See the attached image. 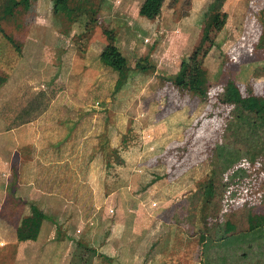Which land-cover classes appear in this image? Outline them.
Returning <instances> with one entry per match:
<instances>
[{"label": "rangeland", "instance_id": "obj_1", "mask_svg": "<svg viewBox=\"0 0 264 264\" xmlns=\"http://www.w3.org/2000/svg\"><path fill=\"white\" fill-rule=\"evenodd\" d=\"M91 1L92 20L82 11L69 21L53 0L0 20V155L8 149L13 166L12 205L1 212L15 225L36 204L49 217L42 237L58 245L38 257L26 245L31 260L11 264H201L203 234L222 238L226 220L245 230L252 207L264 212L260 163L234 183L220 172L206 188L219 149L235 167L246 161L226 130L223 95L233 80L264 96V0ZM146 2L156 19L140 14ZM206 27L216 45L203 98L170 79ZM107 30L128 59L119 87L100 60Z\"/></svg>", "mask_w": 264, "mask_h": 264}, {"label": "trees", "instance_id": "obj_2", "mask_svg": "<svg viewBox=\"0 0 264 264\" xmlns=\"http://www.w3.org/2000/svg\"><path fill=\"white\" fill-rule=\"evenodd\" d=\"M53 1L54 12L69 21L74 20L82 11H87L92 20L93 12L96 11L91 0H78L73 5H71L72 0ZM31 2L32 0H4L0 10V20L14 15L15 10L20 6H23L25 10L29 9ZM139 12L149 19H156L158 15L157 10L148 2L142 5ZM226 18L227 13H224L218 23V31L223 29ZM106 33L109 42L102 50L100 60L103 64L118 71L120 78L117 87H119L125 78L124 70L128 59L116 45L113 31L107 30ZM10 39L14 42L13 38L10 37ZM215 45L216 38L206 27L200 42L194 47L191 55L182 61L179 72L171 77V82L180 89L198 92L203 98H208V79L205 78L203 69L205 59ZM138 66L142 70L149 67L142 61L138 62ZM5 81L6 78L0 75V86ZM223 99L227 105L231 106L233 113L226 124V130L232 139L244 146L246 156L241 158H245L248 164L244 161L243 165L233 166L235 162L228 157L230 150L226 146L222 147L217 152L212 176L206 183L207 189H213L220 172H223L222 178L228 172L230 175L228 178L231 179V183H234L249 176L251 168L256 164L260 163L264 166V96L256 94L251 86L247 88V93H244L235 81L230 80L225 86ZM236 151L239 152L237 149ZM223 184L228 185L226 182ZM255 207H252L253 209H250L247 214L248 226L245 230H239L236 224L226 220L223 226L226 235L222 238L213 239L206 234L201 236L203 249L201 264H264V212L255 211ZM48 218L41 208L32 204L31 214L25 216L17 228L18 240H36L43 222ZM209 250L213 253L211 254Z\"/></svg>", "mask_w": 264, "mask_h": 264}, {"label": "crops", "instance_id": "obj_3", "mask_svg": "<svg viewBox=\"0 0 264 264\" xmlns=\"http://www.w3.org/2000/svg\"><path fill=\"white\" fill-rule=\"evenodd\" d=\"M6 150H7V152H9L8 149L5 148V151ZM7 152H4V154L2 153L3 156L0 155V167L4 163V166H2L3 168L2 169L0 168V174H1V171H3L5 174V178H2V179H4L3 190H2V188H0V255L3 256V257H1L2 262L4 261L3 264H11V261L13 260L14 257H15L14 259L17 262H18V260H20L19 261L20 263L24 259L25 260L26 259L31 260V258H29L28 255H25L24 251L22 250V248H24L26 245L34 247L35 250H36V247L39 246V247H37L38 253L36 254V257H38L40 255V246L45 247L44 248V250H46L45 253L51 252L52 254H54V250H56V248L58 247V245H56V242H52L51 244H48L47 241L42 237L43 232H44L43 230L45 228V224H44L45 222H43L41 231H40L39 236L36 240L28 239L25 241H19L17 238V228L25 216L22 217L21 221H19L17 224L14 225L11 222L12 218L10 219V217L6 216L3 212H1L2 207L5 206V204L12 205L11 201H10V196H11L10 185H11V176H12V172H13V166H12V163L10 160L11 159L10 158V156H11L10 152L9 153H7ZM19 183L22 186V184H21L22 182L19 181ZM49 187H51V188L55 187L53 184V180H51V185H49ZM52 194H54V193H52ZM32 204H34V203H32ZM31 205H30V208H31ZM9 210L10 209H8V211ZM26 216H28V215H26ZM32 243H35V244H32ZM12 248H13V251L10 252V250ZM15 251H17L16 254H15ZM36 252H37V250H36ZM16 261H15V263L17 264ZM59 261H60V258L58 256L57 262L55 264H60V263H58Z\"/></svg>", "mask_w": 264, "mask_h": 264}, {"label": "built area", "instance_id": "obj_4", "mask_svg": "<svg viewBox=\"0 0 264 264\" xmlns=\"http://www.w3.org/2000/svg\"><path fill=\"white\" fill-rule=\"evenodd\" d=\"M111 212H113V209H111Z\"/></svg>", "mask_w": 264, "mask_h": 264}]
</instances>
